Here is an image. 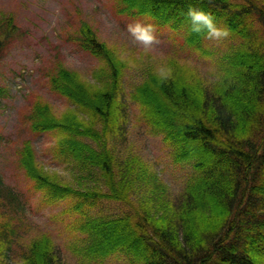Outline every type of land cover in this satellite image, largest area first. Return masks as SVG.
I'll return each instance as SVG.
<instances>
[{
  "label": "trees",
  "instance_id": "16d2710c",
  "mask_svg": "<svg viewBox=\"0 0 264 264\" xmlns=\"http://www.w3.org/2000/svg\"><path fill=\"white\" fill-rule=\"evenodd\" d=\"M117 3L119 12L149 17L160 27L186 25L187 41L194 45L207 33L190 30L187 12L202 9L238 39L219 56L217 78L211 83L170 58L167 79L150 66L131 93L152 131L163 136L176 162L194 169V176L179 197L171 199L167 185L139 156L119 158L109 147L121 129L129 63L84 20L74 40L100 61L93 81L60 66L51 74L50 86L74 107L57 114L49 103L37 100L28 114L34 132L56 135L55 154L76 167L80 181L74 186L47 171L30 140L18 150L19 165L49 201L82 197L129 206L122 216L92 219L82 226L92 256L125 252L138 264H264V0ZM15 30L14 18L3 15L0 60ZM81 138L91 139L98 148ZM84 178L102 181L106 190L83 189ZM0 194L13 212L21 208L18 193L2 188ZM10 228L8 222L0 223V264H11ZM19 255L17 264H68L48 234L31 240Z\"/></svg>",
  "mask_w": 264,
  "mask_h": 264
},
{
  "label": "rangeland",
  "instance_id": "374dc122",
  "mask_svg": "<svg viewBox=\"0 0 264 264\" xmlns=\"http://www.w3.org/2000/svg\"><path fill=\"white\" fill-rule=\"evenodd\" d=\"M119 8L117 0H0V20L3 15H11L16 25L0 60V190L9 188L22 199L21 208L13 212L0 194V223L8 222L12 228L8 230L11 264H17L21 250L43 234L50 235L57 254L68 264H138L125 252L102 259L92 256L88 252L89 234L81 229L92 219L122 216L129 206L110 199L82 197L49 201L34 188L18 162V150L30 140L38 163L47 171L58 173L74 186L80 181L76 167L60 153L55 154L56 135L34 132L28 114L37 100L49 103L57 114L74 107L50 86V76L60 66L93 81V71L100 61L74 40L83 20L129 63L124 75L121 129L110 138L109 147L119 158L139 156L167 185L171 199L179 197L195 174L190 166L176 162L173 149L161 134L152 131L131 93L150 66L165 68L170 58L196 69L211 83L217 78L219 56L238 39L229 33L220 40L205 36L199 45L190 44L186 25L178 24L174 29L171 22L160 27L149 17H131ZM136 21L156 26L160 43L148 53L127 32L128 24ZM81 140L98 148L89 138ZM83 181V189L99 186L106 190L100 180ZM78 204L81 209H77Z\"/></svg>",
  "mask_w": 264,
  "mask_h": 264
},
{
  "label": "clouds",
  "instance_id": "9594fccd",
  "mask_svg": "<svg viewBox=\"0 0 264 264\" xmlns=\"http://www.w3.org/2000/svg\"><path fill=\"white\" fill-rule=\"evenodd\" d=\"M187 17L191 22V31L194 33H207L210 40H220L229 35L227 28L218 27L215 17L211 12L197 8H189ZM127 32L131 35L133 42L142 46L145 53L150 52L160 41L156 35L157 29L153 23L136 21L127 26ZM170 68L161 67L157 75L161 79H167L171 75Z\"/></svg>",
  "mask_w": 264,
  "mask_h": 264
}]
</instances>
